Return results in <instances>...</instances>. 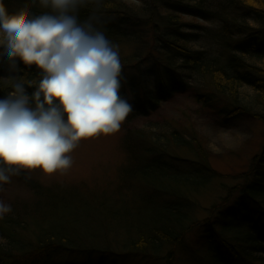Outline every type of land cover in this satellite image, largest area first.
<instances>
[{
	"label": "trees",
	"instance_id": "trees-1",
	"mask_svg": "<svg viewBox=\"0 0 264 264\" xmlns=\"http://www.w3.org/2000/svg\"><path fill=\"white\" fill-rule=\"evenodd\" d=\"M26 2L6 0L11 11ZM89 14L82 9L80 18ZM98 15L120 54V95L132 105L122 123L126 133L133 120L185 91L188 78L204 86L199 102L226 118L245 115L264 124V0H102ZM201 39L205 48L197 45ZM21 68V75L38 78L35 66ZM243 87L252 88L262 108L248 105ZM195 132L165 131L164 146L157 135L144 152L124 139L128 163L114 183L48 186L26 170L12 176L0 191L12 208L0 219V264H131L157 256L174 264L176 248L194 230L202 231L207 253L193 251L199 264H264V144L199 218L196 197L226 175L211 165ZM13 182L28 195L6 200Z\"/></svg>",
	"mask_w": 264,
	"mask_h": 264
},
{
	"label": "clouds",
	"instance_id": "clouds-1",
	"mask_svg": "<svg viewBox=\"0 0 264 264\" xmlns=\"http://www.w3.org/2000/svg\"><path fill=\"white\" fill-rule=\"evenodd\" d=\"M101 3L27 0L11 11L0 0V68L8 73L0 76V191L21 170L70 168L82 139L118 132L132 111L120 95L119 51L100 27ZM82 9L90 10L84 19ZM21 65L35 66L38 78L21 75ZM11 211L0 200V219Z\"/></svg>",
	"mask_w": 264,
	"mask_h": 264
},
{
	"label": "rangeland",
	"instance_id": "rangeland-1",
	"mask_svg": "<svg viewBox=\"0 0 264 264\" xmlns=\"http://www.w3.org/2000/svg\"><path fill=\"white\" fill-rule=\"evenodd\" d=\"M186 19L197 23L192 17H186ZM199 23L203 22L199 21ZM208 25L213 28L215 23ZM197 45L200 48H205L206 42L201 39ZM198 85L200 88L197 90ZM203 88V84L198 80L194 81L192 78H188V87L185 91L175 95L169 101L163 102L157 110L149 112L148 116H141L133 120L128 133L125 132L124 125L121 124L120 130L114 134L82 139L77 147L69 153L72 158L70 168L52 174L44 173L40 169H33L27 173L48 186L55 183L73 184L84 181L94 185L114 183L118 180L120 168L128 163L124 139H127L129 144L132 142L138 146L137 149L140 152H144L150 149L149 142H152L157 135L160 137L158 143L164 146L167 142L165 131L170 134L175 128H188L190 131H196L195 133L204 143L214 169L226 175L214 178L203 190L202 195L198 194L196 197L198 217L204 218L207 215L204 207L216 202L225 193L222 185L234 184L236 180L233 175L247 169L252 157L261 151L264 144V124L251 116L224 117L218 110L209 108L197 100L196 94ZM242 90L245 92L244 99L250 101L248 102L249 106L262 108L255 101L252 88L243 87ZM156 132L158 133L156 134ZM184 133L186 137L189 135L186 130ZM137 136H143L146 142L136 140ZM172 152L175 155L189 153L184 150ZM186 156L184 155V157ZM4 193L3 196H6V200L10 201L28 195L27 190L15 182ZM202 238V231L194 230L188 233L185 240L186 246L176 248L174 264H199L193 257V251L198 252L197 256H207L204 245H201ZM170 248H163L159 254L165 255ZM131 264H164V262L157 256L155 258L148 257L147 260H136L135 258Z\"/></svg>",
	"mask_w": 264,
	"mask_h": 264
}]
</instances>
